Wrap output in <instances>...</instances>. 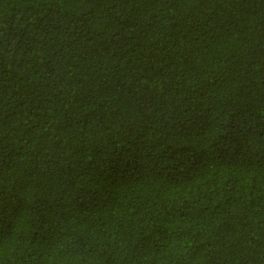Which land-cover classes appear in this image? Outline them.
I'll use <instances>...</instances> for the list:
<instances>
[{
	"label": "trees",
	"instance_id": "1",
	"mask_svg": "<svg viewBox=\"0 0 264 264\" xmlns=\"http://www.w3.org/2000/svg\"><path fill=\"white\" fill-rule=\"evenodd\" d=\"M0 264H264V0H0Z\"/></svg>",
	"mask_w": 264,
	"mask_h": 264
}]
</instances>
